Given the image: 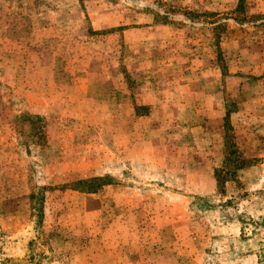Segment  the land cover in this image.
Segmentation results:
<instances>
[{"label":"rangeland","instance_id":"rangeland-1","mask_svg":"<svg viewBox=\"0 0 264 264\" xmlns=\"http://www.w3.org/2000/svg\"><path fill=\"white\" fill-rule=\"evenodd\" d=\"M0 264H264V0H0Z\"/></svg>","mask_w":264,"mask_h":264}]
</instances>
